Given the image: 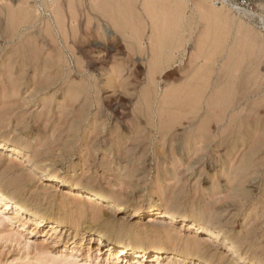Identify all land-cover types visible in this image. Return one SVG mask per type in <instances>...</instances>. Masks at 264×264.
Masks as SVG:
<instances>
[{"label":"rangeland","instance_id":"rangeland-1","mask_svg":"<svg viewBox=\"0 0 264 264\" xmlns=\"http://www.w3.org/2000/svg\"><path fill=\"white\" fill-rule=\"evenodd\" d=\"M150 1L0 0V143L19 150L0 149V189L25 208L0 202V264H264V146L250 149L264 144V100L253 137L222 139L217 127L219 91L264 90V0L250 19ZM123 5L129 13H112ZM207 106L213 138L187 143L193 111L196 122ZM48 174L112 202L95 205ZM173 211L194 220L167 224ZM34 214L45 221L35 226ZM99 231L167 252L118 257L91 239Z\"/></svg>","mask_w":264,"mask_h":264},{"label":"bare ground","instance_id":"bare-ground-1","mask_svg":"<svg viewBox=\"0 0 264 264\" xmlns=\"http://www.w3.org/2000/svg\"><path fill=\"white\" fill-rule=\"evenodd\" d=\"M90 2H96V1H101L103 3H105V0H89ZM150 1V0H148ZM146 0V2H148ZM161 1V0H160ZM211 0H197L196 2H198L197 4H199L198 6H204V7H207V6H211V8H216V9H219V8H225L227 9V11H230V12H227L226 13H230L231 12H235L237 14H239V17L240 18V14L245 16V18H251V17H255V16H258V14L256 15L255 12H253L252 10H248V9H241V8H237L233 3L229 2V1H226L224 2L221 6L217 7L215 6V4L211 3L210 2ZM151 2H155V1H150L148 3L151 4ZM164 2V0H163ZM209 2L211 4H209ZM102 3V4H103ZM147 3V4H148ZM158 3V2H157ZM160 3V2H159ZM158 3V4H159ZM180 3L181 4H184L185 3V0H165V3H162V4H165V8L166 9H175V11H178V9L176 8L178 6V8H180ZM145 4V3H144ZM155 4V3H154ZM161 4V3H160ZM118 5V4H116ZM157 5V4H156ZM124 6V5H123ZM146 6H149V5H146ZM154 6V5H153ZM162 6V5H161ZM183 7V5H182ZM156 8V7H155ZM121 9V8H120ZM120 9L115 12H112V13H115V14H127L129 12H127V10H125V6L121 9ZM158 9V8H157ZM163 9V8H162ZM181 9V8H180ZM127 12H125V11ZM151 10V8H150ZM215 10V9H214ZM220 10V9H219ZM160 11V10H158ZM173 11V10H172ZM122 12V13H121ZM124 12V13H123ZM166 12V11H165ZM180 12V11H179ZM111 13V14H112ZM174 13V12H173ZM176 13V12H175ZM110 14V15H111ZM234 15V13H232ZM113 15V14H112ZM111 15V16H112ZM171 15V14H170ZM120 16V15H119ZM172 16V15H171ZM169 16V17H171ZM229 16V15H228ZM175 17V16H174ZM233 17V16H232ZM115 18V17H114ZM123 18V16H122ZM129 18V16H128ZM235 18V17H234ZM119 19V18H118ZM262 20V23L264 24V20L263 19H260ZM117 21V20H116ZM125 22V21H124ZM127 22V21H126ZM241 23V22H240ZM128 24V23H125V25ZM171 24V22H170ZM120 25V24H119ZM176 25V23L174 24ZM172 31V29H170ZM161 34V33H160ZM154 36V35H153ZM164 38V37H163ZM155 40H158V38ZM156 43V42H155ZM164 45V44H163ZM155 50V49H154ZM157 51V50H156ZM170 57V56H169ZM168 58V56H167ZM159 59H160V56H159ZM154 62V61H153ZM154 64V63H153ZM156 74V73H155ZM193 75V74H192ZM149 76V75H148ZM201 78V77H200ZM195 79V78H194ZM193 81V80H192ZM203 81V80H202ZM193 83V82H192ZM191 83V84H192ZM190 84V85H191ZM198 85V84H197ZM189 86V85H188ZM184 87V85H183ZM183 89V88H182ZM194 89H196V87H194ZM176 90V89H175ZM175 90H172L175 92ZM179 90V89H178ZM189 91V89H187ZM184 91V89H183ZM186 91V90H185ZM184 91V92H185ZM186 91L185 93L187 94ZM196 91V90H194ZM223 91V92H222ZM178 92V91H177ZM179 93V92H178ZM192 93V92H191ZM195 94V92H193ZM202 93V91H201ZM218 97L220 99H218L219 101L221 100L223 105H222V110L226 111L224 112V116H223V120L222 121V124H218V128L219 126L221 125H224V128L222 127V130L221 131V135H222V139L223 138H227V137H230V138H234L235 141L237 140H242L247 134H249L250 138L253 137L254 133H256V131L258 130V127H254L252 128L251 127V124H256L257 122H261L262 120V111H259L258 108L256 106H258L259 103L262 102V100H264V90H221L218 92ZM171 94V93H170ZM190 94V93H189ZM74 95V94H73ZM180 95V94H178ZM185 95V94H184ZM215 95V94H214ZM191 96V95H190ZM216 96V95H215ZM186 97V96H185ZM184 97V98H185ZM191 97H194V96H191ZM197 97V96H196ZM179 98V97H178ZM177 98V99H178ZM190 98V97H189ZM170 99V98H169ZM180 99L182 100V98L180 97ZM184 100V99H183ZM196 100V99H195ZM194 100V102H196ZM209 102L211 101L210 100V97H209ZM190 101V99H189ZM216 101V99H215ZM214 101V103H215ZM175 102V101H174ZM178 102V101H177ZM192 102V101H190ZM186 103V102H185ZM221 103V104H222ZM213 104V103H212ZM202 105V104H201ZM207 105V103H206ZM217 105V104H216ZM221 106V105H220ZM196 107V106H195ZM202 108V106H200ZM210 107V105H209ZM207 106V111H204V114L201 115L200 119L197 120L195 122V120L193 119H197L196 117L200 116V110H196V111H193L194 113V117L193 119H191L192 117H190L191 120H189V118H187L189 120V126H191L190 128L191 131L189 132L188 136H187V143L190 142V140H193L194 142H200V141H204L206 143H209L211 141V138H213V134H214V131H210V128H211V125H210V122L211 120L213 119L212 117L214 116H210L211 113H213V111L211 109H208L209 108ZM194 107H192L193 109ZM251 108L253 112V114H249L247 111L248 109ZM191 109V110H192ZM195 109V108H194ZM213 109H214V106H213ZM202 110V109H201ZM210 110H211V113H210ZM161 111V110H160ZM159 111V112H160ZM165 111V109H164ZM230 112V113H227ZM250 111V110H249ZM216 112V111H215ZM229 114V115H227ZM160 115V114H159ZM214 115V114H213ZM216 116V115H215ZM225 117V118H224ZM228 117V118H227ZM135 119L139 120L138 117H135ZM214 121V120H213ZM161 123V122H160ZM159 123V124H160ZM176 123L177 121L173 122V123H170V124H166L165 125H161L160 128H158V132H160L159 134L163 135L165 134L166 132V129H168V131H171L172 128H174L176 126ZM179 123V122H178ZM218 123H220L218 121ZM258 125V124H257ZM158 126V125H157ZM164 126V127H163ZM216 127V128H217ZM221 129V128H220ZM260 131V130H259ZM258 132V131H257ZM168 134V133H167ZM186 134V133H185ZM218 136V135H217ZM259 136V135H258ZM257 136V137H258ZM173 137H176L175 134H173ZM222 141V140H221ZM232 141V140H231ZM243 141V140H242ZM171 142V141H170ZM224 142V140H223ZM228 142V140H227ZM243 143V142H242ZM259 142H255L254 144H252L250 147V149L257 153L259 151L262 150V147L264 146V144H261ZM216 144V143H215ZM197 145V143H196ZM210 146V145H208ZM216 147V146H215ZM0 149H6L10 152L9 156H11L13 159L17 158V155L19 154V150L18 149H14V148H10L8 149L7 146H5V144H1L0 143ZM227 151V150H226ZM245 160V159H244ZM45 174V173H44ZM46 176H49V177H52L54 178L56 181H63L64 184H66L67 186L71 187V188H74L75 194H77L76 196L78 197H81L83 199H85L86 201H89V202H94L95 205L96 204H101L102 202H112V199L108 198V197H105L101 194H98V193H95V192H92L91 190L88 191V190H85V189H82L78 186H75L73 182L71 181H64V179H62L61 177H58V176H53V175H46ZM3 200L5 201L4 204H5V207L8 208H12L14 207L15 208V211H20V210H25L23 204L21 202H18V201H15L13 200L12 198H10L9 196L6 195V193L2 192L1 189H0V202L2 203ZM123 209V206L122 205H118L117 206V210H122ZM150 213H153L152 215H160V213L158 212V209L154 206V205H151V210H150ZM36 220L34 222V225L35 226H38L40 225L41 223H43L45 221L44 217L43 216H38L36 214H34ZM95 216V215H94ZM100 216V215H99ZM96 217V216H95ZM161 217H165L167 220L165 221L167 224L173 222L174 220L176 221V219H182V220H187V221H193L194 219L193 218H186V217H183V216H179L176 212H168L167 214H162ZM99 218V217H97ZM158 218V217H157ZM51 224V227H54V231L58 228L57 226L58 225H61L63 224L62 220H55L53 222H49ZM56 226V227H55ZM70 226V225H69ZM196 230H199V231H204L202 227L198 226L195 228ZM209 230V229H208ZM160 231H156V234H159ZM198 232V231H197ZM196 232V233H197ZM80 238V241L82 243V241L84 240V236L81 234L79 236ZM91 239L95 240L97 242L98 245L100 244H105L107 243V245H109L111 248H117V255L118 257L120 256H124L126 254H132L133 252H142V251H139L140 249H144L146 248V245H145V240L142 239V238H139V237H136L134 235H130L128 234V232H120L116 235V237L114 238L113 241L111 242H108V240L110 239V237L106 234V232L104 231H99L95 236H91ZM214 239H217V233L213 232V231H210L208 232L204 238H203V241H205V243H209L210 241L212 242ZM231 245V244H230ZM228 245V246H230ZM231 248V247H230ZM133 249H138L137 250H133ZM146 249H149V251L151 252H154V253H166V249L165 247L161 246L160 244H157V243H154L153 245L147 247ZM192 251H193V254H199V253H204L205 250L203 248H200V245H195L193 248H192ZM142 260H144L145 258V253L142 252ZM174 253V252H171V254ZM192 252H184L183 253V258L186 259V258H192ZM170 257H168V262L167 263H170L171 259H169ZM244 259V258H243ZM141 260V261H142ZM140 260H138L139 262ZM164 261H162L161 263H163ZM210 262V261H209ZM208 262V263H209ZM166 263V264H167ZM207 263V262H206Z\"/></svg>","mask_w":264,"mask_h":264},{"label":"built area","instance_id":"built-area-1","mask_svg":"<svg viewBox=\"0 0 264 264\" xmlns=\"http://www.w3.org/2000/svg\"><path fill=\"white\" fill-rule=\"evenodd\" d=\"M215 5H222L224 2L229 1L237 8L255 10L259 0H212Z\"/></svg>","mask_w":264,"mask_h":264}]
</instances>
